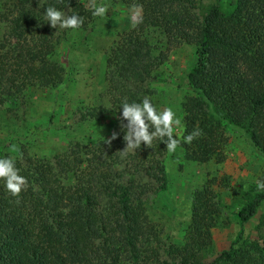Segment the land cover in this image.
<instances>
[{"label": "trees", "instance_id": "trees-1", "mask_svg": "<svg viewBox=\"0 0 264 264\" xmlns=\"http://www.w3.org/2000/svg\"><path fill=\"white\" fill-rule=\"evenodd\" d=\"M83 0H7L0 5V86L57 89L67 75L54 58L73 29L52 28L45 10L55 7L84 20L91 32L99 17ZM141 10L139 23L107 52L105 87L89 117L111 116L118 137L91 153L6 150L27 183L13 197L0 178V264H264V239H249L246 226L264 206L253 184L233 211L239 231L215 256L213 229L222 207L210 185L193 193L192 215L177 244L155 223L143 198L168 186L169 152L158 138L122 155L124 131L117 116L123 101L154 106L169 53L184 44L196 49L188 75L184 134L177 148L189 161L225 159L226 130L243 136L264 156V0H99ZM86 36V35H85ZM85 38V37H84ZM157 108V107H156ZM123 123L126 125L127 120ZM201 135L189 143L194 130ZM150 128L149 131H154ZM165 139H167L165 137Z\"/></svg>", "mask_w": 264, "mask_h": 264}, {"label": "rangeland", "instance_id": "rangeland-1", "mask_svg": "<svg viewBox=\"0 0 264 264\" xmlns=\"http://www.w3.org/2000/svg\"><path fill=\"white\" fill-rule=\"evenodd\" d=\"M4 1L7 0H0V5ZM219 1L227 2L203 0V5ZM82 2L87 7L106 6L108 11L97 19L93 31L70 30L68 40L58 47L54 58L67 72L63 84L57 89H38L4 81L0 86V148L13 150L22 144L38 155L91 153L99 151L116 133L111 116L94 120L89 111L105 87L109 48L119 35L137 26L141 10L111 1ZM196 63L193 45L175 48L162 72L164 80L153 83L157 109L171 107L181 120L173 130L179 138L184 134L182 103L192 93L188 75ZM225 134L224 161H189L177 148L166 158L167 189L143 198L151 219L173 242L182 244L191 220L193 193L210 185L222 207L218 225L213 229L211 257L230 246L240 228L233 211L253 184L264 181V156L239 133L228 129ZM246 236L264 239V206L247 223Z\"/></svg>", "mask_w": 264, "mask_h": 264}, {"label": "clouds", "instance_id": "clouds-1", "mask_svg": "<svg viewBox=\"0 0 264 264\" xmlns=\"http://www.w3.org/2000/svg\"><path fill=\"white\" fill-rule=\"evenodd\" d=\"M108 9L103 5H94L92 15L95 17H104ZM47 22H50L52 28L79 29L84 20L78 14L67 15L65 11L58 10L55 7H48L45 10ZM120 114L117 119L120 121L121 128L124 131V141L126 147L121 151L126 155L130 150H136L142 144L151 147L154 139H159L166 145L169 152H175L180 140L173 135L174 126H179L181 120L171 107H166L162 111L158 110L152 101L146 96L141 102L123 101L120 106ZM124 120L128 123L125 125ZM154 128V131H149ZM201 135V130L196 129L183 138L184 143H191L193 139ZM118 133H113L107 143L117 139ZM165 137L167 139H165ZM0 178L5 181L6 190L13 196L18 197L27 183L26 177L19 174V169L15 167V161L11 158H0ZM257 188L264 191V181L257 182Z\"/></svg>", "mask_w": 264, "mask_h": 264}]
</instances>
